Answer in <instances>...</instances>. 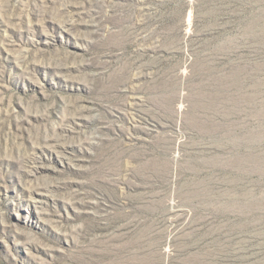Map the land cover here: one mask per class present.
<instances>
[{"label": "rangeland", "instance_id": "374dc122", "mask_svg": "<svg viewBox=\"0 0 264 264\" xmlns=\"http://www.w3.org/2000/svg\"><path fill=\"white\" fill-rule=\"evenodd\" d=\"M0 264H264V0H0Z\"/></svg>", "mask_w": 264, "mask_h": 264}, {"label": "bare ground", "instance_id": "6f19581e", "mask_svg": "<svg viewBox=\"0 0 264 264\" xmlns=\"http://www.w3.org/2000/svg\"><path fill=\"white\" fill-rule=\"evenodd\" d=\"M126 12V11H125ZM155 14V13H154ZM199 39V38H198ZM157 64V63H156Z\"/></svg>", "mask_w": 264, "mask_h": 264}]
</instances>
